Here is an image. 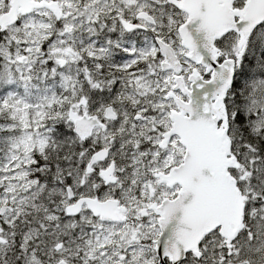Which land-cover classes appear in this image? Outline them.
<instances>
[{"label":"snow or ice","instance_id":"1","mask_svg":"<svg viewBox=\"0 0 264 264\" xmlns=\"http://www.w3.org/2000/svg\"><path fill=\"white\" fill-rule=\"evenodd\" d=\"M0 264H264V0H0Z\"/></svg>","mask_w":264,"mask_h":264}]
</instances>
